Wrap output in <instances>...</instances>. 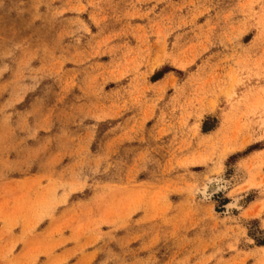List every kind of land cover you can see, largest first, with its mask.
Wrapping results in <instances>:
<instances>
[{
  "label": "rangeland",
  "instance_id": "374dc122",
  "mask_svg": "<svg viewBox=\"0 0 264 264\" xmlns=\"http://www.w3.org/2000/svg\"><path fill=\"white\" fill-rule=\"evenodd\" d=\"M0 264H264V0H0Z\"/></svg>",
  "mask_w": 264,
  "mask_h": 264
},
{
  "label": "bare ground",
  "instance_id": "6f19581e",
  "mask_svg": "<svg viewBox=\"0 0 264 264\" xmlns=\"http://www.w3.org/2000/svg\"><path fill=\"white\" fill-rule=\"evenodd\" d=\"M207 186V185H206ZM221 188V184L219 181L211 182L208 184V186L205 188L203 194L205 195L206 192H215ZM208 196V195H207ZM235 203V202H234ZM236 204V203H235Z\"/></svg>",
  "mask_w": 264,
  "mask_h": 264
},
{
  "label": "trees",
  "instance_id": "16d2710c",
  "mask_svg": "<svg viewBox=\"0 0 264 264\" xmlns=\"http://www.w3.org/2000/svg\"><path fill=\"white\" fill-rule=\"evenodd\" d=\"M155 76H156V75H155ZM155 76H154V77H155ZM157 79H158V78H157ZM157 79H156V80H157ZM206 131H209V129H208V130H206Z\"/></svg>",
  "mask_w": 264,
  "mask_h": 264
}]
</instances>
